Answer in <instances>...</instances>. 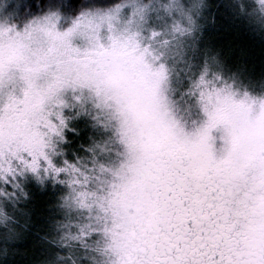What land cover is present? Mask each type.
Returning a JSON list of instances; mask_svg holds the SVG:
<instances>
[{
    "label": "snow or ice",
    "instance_id": "snow-or-ice-1",
    "mask_svg": "<svg viewBox=\"0 0 264 264\" xmlns=\"http://www.w3.org/2000/svg\"><path fill=\"white\" fill-rule=\"evenodd\" d=\"M75 2L66 18L49 7L23 21L0 4V182L10 186L0 196L23 193L26 174L58 181L62 245L78 241L110 264H264V96L217 86L205 59L187 89L198 117L184 121L164 93L165 53L133 29L148 4ZM163 8L173 34L198 29L197 0ZM73 117L99 135L82 146L86 159L61 162Z\"/></svg>",
    "mask_w": 264,
    "mask_h": 264
},
{
    "label": "trees",
    "instance_id": "trees-1",
    "mask_svg": "<svg viewBox=\"0 0 264 264\" xmlns=\"http://www.w3.org/2000/svg\"><path fill=\"white\" fill-rule=\"evenodd\" d=\"M117 0H76L69 7L78 11L80 7L111 6ZM68 0H13L9 4L14 7L15 15L10 19H25L32 15L43 14L49 7L59 8L65 14ZM208 19L201 28L202 52L205 59L213 61L216 56L219 61L223 79L232 83L240 91H249L254 96L264 94V13L257 0H207ZM217 72V71H216ZM199 74L191 76L190 87ZM211 79V73L209 74ZM190 87H187L190 88ZM192 97V95H191ZM193 101V97L191 98ZM71 127L75 132L67 133L68 142H59L57 154L60 161L64 158L80 156L87 158L82 146L90 143L99 133L92 127L87 118L73 117ZM63 148V153L60 149ZM23 193L16 189V196L12 198L0 196V208L8 219L0 223V233L31 234L33 248L32 258L39 260V264H63L62 257L70 262L66 256H71L67 246L62 245L61 236L67 228H61L58 222L67 219L66 209L61 207V197L66 188L51 178L43 183L31 174L19 178ZM0 187L10 189L9 185L0 182ZM26 193V195L24 194ZM73 219H78L73 213ZM72 248L83 249L78 241H72ZM26 250V249H24ZM24 250L22 255L14 256V252L7 251L2 259L3 264H24Z\"/></svg>",
    "mask_w": 264,
    "mask_h": 264
},
{
    "label": "rangeland",
    "instance_id": "rangeland-1",
    "mask_svg": "<svg viewBox=\"0 0 264 264\" xmlns=\"http://www.w3.org/2000/svg\"><path fill=\"white\" fill-rule=\"evenodd\" d=\"M11 1L13 0H0V4L8 5ZM206 1L207 0H197V3L200 5L199 16L197 17L199 27L192 34L184 33L181 35L179 33H172L171 25L173 21L171 17L165 13L163 8V5L167 3L168 0H141V2L148 4L149 10L138 28L136 25H133L134 30H139L141 32V39L144 44H151L152 48L157 52L165 53L164 59L169 66V80L163 86L164 93L168 97L176 116L189 123L198 117V108L195 98L192 96L193 101H191L192 97L191 94L188 93L187 87H190L191 76L199 74L203 68L201 59L205 54H203L201 49L202 40L200 39V34L203 24L208 19L209 12ZM257 2L259 3V0H257ZM97 7L107 8L109 6H95L92 8ZM261 7L264 6L260 5V8ZM67 16L68 15L65 14V18ZM126 18L127 15L125 13L122 16V20ZM16 20L23 21L24 19ZM62 22H64V20H62ZM152 29L159 31L161 33L160 36L153 39L151 37ZM164 40H168L169 43L165 45L163 43ZM208 64L212 71L224 72L220 69L221 65L216 61H209ZM215 83L217 86L223 84L219 81ZM233 87L235 90H238L235 85H233ZM238 91L241 94L244 92ZM260 96H264V94ZM89 243L92 242L89 241ZM28 247L33 248L31 234L0 233V264L5 263L2 259L6 255L2 253H7V251L11 250V252H14V256L22 255V251L28 249ZM69 250H72L71 256L67 255L66 257L69 258L70 262L65 261L66 259L62 257L63 264H73V261H75V264H110V258L108 256L89 252L85 247L78 251L72 247ZM93 255L95 256V260L90 259V256Z\"/></svg>",
    "mask_w": 264,
    "mask_h": 264
},
{
    "label": "clouds",
    "instance_id": "clouds-1",
    "mask_svg": "<svg viewBox=\"0 0 264 264\" xmlns=\"http://www.w3.org/2000/svg\"><path fill=\"white\" fill-rule=\"evenodd\" d=\"M25 261L24 264H39V260L32 258L33 250L26 249L24 250Z\"/></svg>",
    "mask_w": 264,
    "mask_h": 264
}]
</instances>
